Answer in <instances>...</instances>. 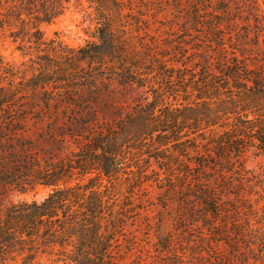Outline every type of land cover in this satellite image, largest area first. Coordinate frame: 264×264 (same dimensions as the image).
I'll list each match as a JSON object with an SVG mask.
<instances>
[{"label": "trees", "instance_id": "obj_1", "mask_svg": "<svg viewBox=\"0 0 264 264\" xmlns=\"http://www.w3.org/2000/svg\"><path fill=\"white\" fill-rule=\"evenodd\" d=\"M86 1L95 39L68 48L46 39L41 25L70 0H0V40L23 58L14 64L0 55V264L42 256L50 264H143L132 260L143 233L128 228L138 215L155 239L146 255L155 264H264V204L244 161L251 150L264 158L261 0H240L250 29L230 18L232 0H190V16L169 36L154 27L161 22L152 1ZM106 81L143 89V101L76 155L42 159L35 140L27 142L40 119L34 108L42 102L48 111L57 94L68 103L79 92L81 105H92ZM72 119L99 123L95 115ZM39 185L53 187L42 201L2 206ZM146 187L156 196L145 198ZM145 201L154 202L155 221Z\"/></svg>", "mask_w": 264, "mask_h": 264}, {"label": "rangeland", "instance_id": "obj_2", "mask_svg": "<svg viewBox=\"0 0 264 264\" xmlns=\"http://www.w3.org/2000/svg\"><path fill=\"white\" fill-rule=\"evenodd\" d=\"M152 1V6L159 8V12L155 15L152 14L154 18H158L161 23L154 25L160 32H165L166 36L178 34V27L176 24L184 23L188 16H190V11L192 10V3L190 0H183L182 2L178 0H147V2ZM232 16L230 18H240L237 19L238 26L242 29H250L248 26V18L250 8L247 4H243L240 0H232ZM261 7L264 9V4L261 0ZM152 12H149L148 16ZM150 18V17H149ZM253 23L252 19L250 20ZM235 26V25H234ZM231 27L230 29L236 30V27ZM41 29L43 31L44 37L46 39H55L61 42L68 48H78L85 45L88 41H93L96 36V22L95 16L93 14L92 8L89 6L86 0H70L66 5L64 12L59 16L57 20L49 24H42ZM260 50L264 52V41L260 42ZM257 55H262L261 52L256 51ZM0 55L10 63L20 64L23 62V58L20 52L16 49V44L11 40H0ZM264 56V55H263ZM145 94L144 90L140 88L131 89L129 87L122 88L116 86L115 84L109 83L99 86V88L94 92V99L92 105H81L80 101L83 98V93L79 92L70 102H62L63 96L57 94L55 100L52 101L48 111H45L44 104L42 102L38 104L34 110L39 112V116L34 119L28 127V140L27 142L37 144V152L40 157L46 160L49 157L55 155L72 154L76 155L86 143L89 137L96 133L102 126L112 125L117 122L121 116H125L132 111V107L143 101ZM93 112L94 114H91ZM86 114V119L91 120L98 118L99 123L97 126H87L85 124H78L72 118L80 117ZM246 171L248 176L253 182H256L257 192L260 194L254 196V198H259L260 205L264 204V158L262 156L256 155V153L251 150L244 156ZM215 162L220 164L219 158H215ZM125 176L121 178L124 181ZM228 182L230 184H236L234 177H228ZM217 191H220L219 182H214ZM262 186V187H260ZM51 186L39 185L35 191L28 193H13L7 197V199L2 203L5 206L9 202L17 201H42L51 191ZM149 196H156L158 189L146 187ZM236 193V191H232ZM234 196V195H233ZM138 197V196H137ZM236 198V196L234 197ZM156 200V199H155ZM193 197H191V202ZM239 200V199H238ZM154 201V200H153ZM153 201H145L142 205L143 209L152 221L157 212ZM192 204V203H191ZM146 220H142V216L138 215L136 218L130 219L129 229L131 231H138L143 233L142 240L144 241V249H138L135 251V258L143 264H155L153 259L147 256H151L154 252L155 239L152 236H147V229L145 228ZM144 224V225H142ZM130 231V232H131ZM146 236H145V235ZM147 238V239H146ZM150 243V244H148ZM228 249V248H227ZM223 254H228L229 252L225 248H221ZM147 255V256H146ZM140 258V259H139ZM241 258H234V260L228 261V257L224 258V261L230 264H242ZM131 260V259H130ZM35 264H50L46 260V257L42 256ZM134 262L133 264H135Z\"/></svg>", "mask_w": 264, "mask_h": 264}]
</instances>
